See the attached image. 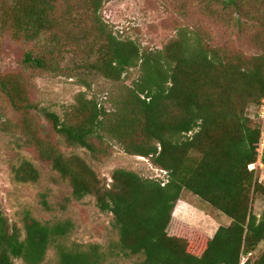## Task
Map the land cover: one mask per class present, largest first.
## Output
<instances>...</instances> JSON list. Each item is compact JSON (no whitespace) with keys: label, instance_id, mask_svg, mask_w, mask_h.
<instances>
[{"label":"trees","instance_id":"obj_1","mask_svg":"<svg viewBox=\"0 0 264 264\" xmlns=\"http://www.w3.org/2000/svg\"><path fill=\"white\" fill-rule=\"evenodd\" d=\"M109 1L85 0L80 15L93 11L98 17L103 4ZM54 2L16 0L12 8L16 27L26 28L27 33L33 30L34 36L41 30L56 31L59 21ZM221 4L226 10L233 7L240 12L238 0H224ZM96 32V37L107 39L95 69L109 79L121 80L127 69L141 62L144 73L124 118L110 130L123 144L132 139L133 146L127 147V153L154 160L167 172L166 179H145L117 170L111 185L103 184L81 158L66 157L51 140L38 139L32 106H18L15 102L16 97L27 101L25 89L20 88L24 77L3 78L2 88L6 95L8 92L14 109L29 115V145L36 147L40 157L70 182L76 200L94 196L99 209L114 216L120 240L111 247L112 254L137 257V264H264V218L259 219L252 210L257 196L264 199V183L256 177L255 170H249L258 161L262 127L243 117L249 103L259 109L264 101V56L247 65L241 59L239 64L231 59L225 63V55H211L198 37L193 43L184 37L168 44L164 52L142 56L133 42L117 41L103 28ZM25 63L34 68L47 66L32 53L26 55ZM74 116L76 123L74 117L62 123L56 114L46 115L56 133L71 146L97 154L91 140L99 128L105 127L100 119L102 112L97 105L81 100ZM22 170L20 180L39 179L32 165L26 164ZM186 193L231 220L197 252L192 250L194 242L169 234L175 205ZM24 223L23 238L18 227L11 228L8 220L0 216V264H15L17 259L42 264L51 245L74 228L69 221L43 224L30 214ZM59 256L61 264H106L109 258L98 245L72 250L59 247Z\"/></svg>","mask_w":264,"mask_h":264},{"label":"rangeland","instance_id":"obj_2","mask_svg":"<svg viewBox=\"0 0 264 264\" xmlns=\"http://www.w3.org/2000/svg\"><path fill=\"white\" fill-rule=\"evenodd\" d=\"M54 1L58 7L54 13L59 21L56 31L41 30L34 36L35 31L27 33L26 28L16 27L17 17L12 10L16 0H0V216L8 220L11 228L18 227L23 238L28 214L43 224L73 223L70 234L51 245L42 264H61L59 247L72 250L91 245H98L109 254L106 264H137L140 262L137 257H120L110 252L120 240L114 216L102 212L94 196L76 200L70 182L40 157L36 147L29 145V115L14 109L1 79L13 75L24 77L20 88L25 89L27 101L16 97L15 102L18 106H32L38 139L51 140L66 157L81 158L103 184L109 187L117 170L162 181L166 176L154 160L127 153L133 140L123 144L110 130L124 118L137 85L143 79L141 62L127 69L121 80L105 77L94 65L107 38L96 37V30L103 28L117 41L133 42L142 56L164 52L168 44L184 37L190 38L192 43L198 37L202 41L200 45L211 55L216 54L218 58L225 55V63L231 59L239 64L238 59H241L247 65L264 56V0H238L239 13L233 7L226 10L221 4L224 0H111L103 4L98 17L93 11L80 15L85 0ZM74 41L77 43H72ZM28 53L45 61L47 66L28 67L25 63ZM141 98L145 99V95ZM81 100L97 105L102 112L100 119L105 127L99 128L91 140L98 149L97 154L71 146L65 137L56 133L46 117L54 113L62 123L73 121V117L76 123L74 114L81 107ZM263 103L259 109L249 103L243 114L245 120L256 121L260 128L264 125ZM26 164L38 171L37 181L20 180L24 172L21 169ZM254 170L264 183V163ZM252 210L259 219L264 218L262 197L255 198ZM230 224L227 216L186 193L175 205L169 234L194 242L192 250L197 252V248L206 246L221 227ZM14 263L27 264L22 259Z\"/></svg>","mask_w":264,"mask_h":264},{"label":"built area","instance_id":"obj_3","mask_svg":"<svg viewBox=\"0 0 264 264\" xmlns=\"http://www.w3.org/2000/svg\"><path fill=\"white\" fill-rule=\"evenodd\" d=\"M257 153H258V163H255V164L250 166L252 170H254V167L256 168L257 166L263 165V163H264V125L262 127L261 142H260L259 148L257 150ZM163 173L165 174V176L167 175V172L163 171Z\"/></svg>","mask_w":264,"mask_h":264},{"label":"crops","instance_id":"obj_4","mask_svg":"<svg viewBox=\"0 0 264 264\" xmlns=\"http://www.w3.org/2000/svg\"><path fill=\"white\" fill-rule=\"evenodd\" d=\"M263 178H264V176H263ZM263 182V181H262Z\"/></svg>","mask_w":264,"mask_h":264}]
</instances>
